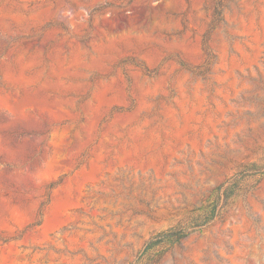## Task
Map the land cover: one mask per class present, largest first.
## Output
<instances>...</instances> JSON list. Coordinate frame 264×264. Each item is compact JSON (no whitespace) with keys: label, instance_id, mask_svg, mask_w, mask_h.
Here are the masks:
<instances>
[{"label":"rangeland","instance_id":"obj_1","mask_svg":"<svg viewBox=\"0 0 264 264\" xmlns=\"http://www.w3.org/2000/svg\"><path fill=\"white\" fill-rule=\"evenodd\" d=\"M142 260L264 264V0H0V264Z\"/></svg>","mask_w":264,"mask_h":264},{"label":"trees","instance_id":"obj_2","mask_svg":"<svg viewBox=\"0 0 264 264\" xmlns=\"http://www.w3.org/2000/svg\"><path fill=\"white\" fill-rule=\"evenodd\" d=\"M221 11H218V14H220ZM229 181V180H228ZM228 181H224L220 186L218 187V190L220 193L218 194V197H220V194H224L228 190H230L236 183H230L227 184ZM235 181L238 183L239 180L236 178ZM226 185V187L223 188V186ZM237 186V184L235 185ZM223 188V189H222ZM227 194V193H226ZM220 215V210L217 209L216 204L213 206V211L211 212H205L203 215L200 223H197L192 229H188L189 227H173L170 229H166L163 231H160L153 235L147 242L144 252L152 250L160 245H164L167 242H176L189 234H191L193 231H195L197 228H202L203 226H206L210 221L214 220L216 217ZM144 260V259H143ZM143 260L139 264H143Z\"/></svg>","mask_w":264,"mask_h":264}]
</instances>
